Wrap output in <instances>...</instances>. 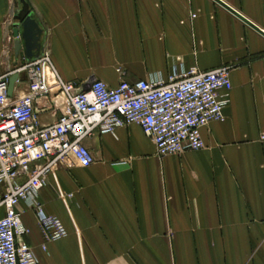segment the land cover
<instances>
[{
  "label": "crops",
  "instance_id": "0c3cea01",
  "mask_svg": "<svg viewBox=\"0 0 264 264\" xmlns=\"http://www.w3.org/2000/svg\"><path fill=\"white\" fill-rule=\"evenodd\" d=\"M25 1L66 81L228 66L233 84L203 149L160 156L138 124L86 138L94 163L59 166L39 193L68 235L46 241L34 209L18 206L40 264H264V36L214 0ZM223 1L264 30V0ZM21 9L0 0V75L22 59L7 37ZM52 106L43 122L60 114Z\"/></svg>",
  "mask_w": 264,
  "mask_h": 264
},
{
  "label": "built area",
  "instance_id": "2783aa9c",
  "mask_svg": "<svg viewBox=\"0 0 264 264\" xmlns=\"http://www.w3.org/2000/svg\"><path fill=\"white\" fill-rule=\"evenodd\" d=\"M7 37L15 40L12 29ZM51 39L46 27L39 54L7 65L0 75V264H40L25 238L29 231L18 210L22 201L34 209L46 241L68 235L62 220L45 211L39 193L59 166L94 163L86 138L138 124L160 156L203 149L202 129L224 119L233 87L228 66L175 69L168 80L122 79L117 86L101 79L66 81L52 62ZM11 50L6 45L3 53ZM14 75L16 92L10 95ZM50 105L60 114L54 111V119L43 122L40 112Z\"/></svg>",
  "mask_w": 264,
  "mask_h": 264
},
{
  "label": "water",
  "instance_id": "95a60500",
  "mask_svg": "<svg viewBox=\"0 0 264 264\" xmlns=\"http://www.w3.org/2000/svg\"><path fill=\"white\" fill-rule=\"evenodd\" d=\"M22 1V9L17 12L15 16V23L12 25L13 36L16 40V50L20 52L21 57L32 58L34 52L37 51L38 54L41 51L42 47V37L44 29L39 25L38 21L32 17L30 14L29 5L25 0ZM219 5L223 6L225 9L233 13L247 25L252 27L254 30L259 32L264 36V30L255 25L247 17H245L238 10L234 9L228 5L223 0H214ZM24 45V50H21ZM21 50V51H20ZM18 79L17 75H14L10 79L9 83V94L12 95L16 80ZM39 107H42V103L38 102Z\"/></svg>",
  "mask_w": 264,
  "mask_h": 264
},
{
  "label": "bare ground",
  "instance_id": "6f19581e",
  "mask_svg": "<svg viewBox=\"0 0 264 264\" xmlns=\"http://www.w3.org/2000/svg\"><path fill=\"white\" fill-rule=\"evenodd\" d=\"M42 107H43V106H42ZM42 107H41V108H42Z\"/></svg>",
  "mask_w": 264,
  "mask_h": 264
}]
</instances>
